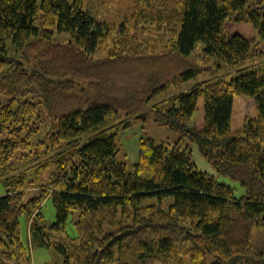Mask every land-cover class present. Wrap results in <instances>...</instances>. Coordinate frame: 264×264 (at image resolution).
Listing matches in <instances>:
<instances>
[{
    "label": "trees",
    "instance_id": "trees-1",
    "mask_svg": "<svg viewBox=\"0 0 264 264\" xmlns=\"http://www.w3.org/2000/svg\"><path fill=\"white\" fill-rule=\"evenodd\" d=\"M134 1L160 20L159 30L168 26L167 38L154 43L128 32L129 26H110L92 16L84 0H0V93L10 96L0 105V179L9 186L0 195V264H32L19 237L24 211L32 215L35 235L43 227L60 228L76 211L77 236L51 242L64 264H222L209 262L208 255L234 262L252 252L251 230L264 227V15L259 11L264 0ZM56 31L71 39L53 42ZM200 42L206 57L236 66L235 72L151 105L155 120L179 132V140L167 145L141 138L138 160L128 171L116 160L114 135L97 130L108 116L148 106L177 75L184 80L199 73L204 67L188 56ZM9 43L19 55L9 54ZM153 47L161 51L153 53ZM30 57L25 66L21 58ZM129 63L146 69L145 85L134 78L140 86L123 87L132 75ZM236 95L252 97L256 115L233 129ZM199 97L197 128L189 120ZM41 110L57 121L48 133L52 149L95 133L73 157L65 160L63 154L38 196L25 202L28 185L12 175L13 159L43 145L30 139L39 131ZM188 142L197 144L216 172L238 181L244 195L235 197L230 186L197 169ZM49 163L45 159L39 167ZM45 195L56 217L46 226L38 221L42 214L31 209ZM149 197L157 203H146ZM248 264H264V247Z\"/></svg>",
    "mask_w": 264,
    "mask_h": 264
},
{
    "label": "rangeland",
    "instance_id": "rangeland-1",
    "mask_svg": "<svg viewBox=\"0 0 264 264\" xmlns=\"http://www.w3.org/2000/svg\"><path fill=\"white\" fill-rule=\"evenodd\" d=\"M83 6L86 10L90 11L92 16L106 21L110 26H129L128 32L137 31L141 36H145L151 42H159L158 40H164L169 36L168 26L164 23V26L159 30L160 20H152L147 11L139 10L136 6L134 0H84ZM259 11L264 15V4L259 8ZM147 13V14H145ZM53 42L63 43L68 41L70 38L67 32H55L52 36ZM163 46L166 45L165 42L162 43ZM155 46V45H154ZM204 44L202 42L198 43L191 54L188 56L193 63L199 64L204 67L196 75L182 80L180 76L174 82H171L165 89L156 93L150 100L149 105L140 108L133 114L126 115L123 111L120 112L118 118L107 117L103 125L97 130H103L106 135L113 134L115 137V142L119 148L116 155V160L118 162H124L128 171H132V164L136 163L139 154V142L143 137H150L155 143H165L167 145H173L177 140H179L180 133L171 130L168 126L155 120V116L152 111H150V106L154 105L164 99L172 97L180 92L188 91L194 84L202 83L203 81L213 79L216 76H225L229 78L233 72H235V67L232 65L224 64L213 57H206L202 52V47ZM151 48V47H150ZM149 48V49H150ZM8 51L11 55H19L20 51H16L15 47L8 44ZM161 51L160 48L155 49L153 47V53ZM34 51H29L28 54L33 56ZM102 54L100 52L98 55ZM27 56V55H26ZM58 56V55H57ZM101 55L99 58H103ZM61 58V56L59 57ZM21 62L26 66L29 65L31 57L29 60L21 58ZM189 62L185 61V64ZM259 64V63H258ZM253 68H256L252 64H248ZM121 67H125L122 65ZM120 67V68H121ZM119 68V69H120ZM108 69V68H107ZM128 69H132L129 75L128 83L123 84V87L127 90L136 88L140 84H146L144 80V71L146 69H138L129 63ZM110 70V69H109ZM123 69H121V74ZM140 71V76H139ZM128 72V74H130ZM134 78L136 80H141L140 84H135ZM174 79V77L172 78ZM80 80V81H79ZM79 84L85 86L87 85V80L78 79ZM10 96L5 93H0V105L5 104L9 101ZM202 111H203V99L201 97L197 100V107L193 112L189 124L195 125L200 128L202 125ZM43 115V120L39 125V131L31 136V141L37 143L38 141H44L43 145L37 148L35 151L31 150L20 158H14L13 163L15 166L14 176H22L28 187L24 191V201L27 202L30 198L38 196L41 186H43L49 179L51 173L58 167L59 159L62 158L67 160L73 157V153L77 147H80L84 141L93 135H85V138H74L70 140H63L58 145L57 149H52L50 147V139L48 138V133L53 132L57 129V121L46 117L41 110ZM256 115V109L252 97L247 95H236L233 97V119L232 128L237 129L240 127L245 118H253ZM126 125V126H125ZM84 137V136H83ZM188 150L191 153V157L195 166L200 171H204L221 183L230 186L233 190V195L235 197H241L245 193V189L240 185V183L229 176L220 174L210 165V163L200 154L197 144L195 142H188ZM36 148V147H34ZM63 151V152H62ZM62 152L60 155L59 153ZM45 159L50 161L49 165L45 168H40L39 165ZM9 188L8 184L4 179H0V195H3ZM40 202L36 207L32 206V213L38 211L42 214V218L38 219L41 225H50L55 222V208L52 203L51 198L48 195ZM171 200V199H169ZM168 200V201H169ZM146 203H157L156 197H149L145 200ZM73 214V215H72ZM65 223L58 227L42 228L30 234V223L32 220V215L24 211L19 217V237L22 244L27 248L31 255L32 264H64V256L61 252L54 248L51 243L53 241L63 240L67 241L71 237L77 236L75 226L73 224L74 216H76V211H73ZM43 231V234L40 232ZM41 235V236H40ZM41 239L51 243V246H45L41 243ZM251 245L252 252L243 256H240L236 261L230 262L222 260L217 256L208 255V261H219L222 264H248L253 261L258 252L264 247V227L255 226L251 230ZM186 260V258H185Z\"/></svg>",
    "mask_w": 264,
    "mask_h": 264
}]
</instances>
